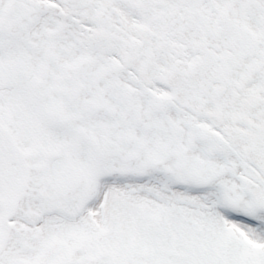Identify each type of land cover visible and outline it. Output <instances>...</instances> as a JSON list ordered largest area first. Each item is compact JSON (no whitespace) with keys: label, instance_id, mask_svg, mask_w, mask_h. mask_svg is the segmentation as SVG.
<instances>
[{"label":"snow or ice","instance_id":"1","mask_svg":"<svg viewBox=\"0 0 264 264\" xmlns=\"http://www.w3.org/2000/svg\"><path fill=\"white\" fill-rule=\"evenodd\" d=\"M0 264H264V0H0Z\"/></svg>","mask_w":264,"mask_h":264}]
</instances>
